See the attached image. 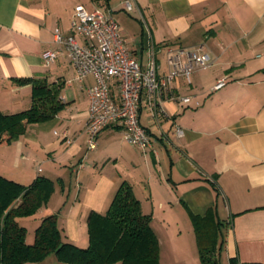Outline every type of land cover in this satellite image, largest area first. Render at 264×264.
Returning <instances> with one entry per match:
<instances>
[{
	"label": "crops",
	"instance_id": "1",
	"mask_svg": "<svg viewBox=\"0 0 264 264\" xmlns=\"http://www.w3.org/2000/svg\"><path fill=\"white\" fill-rule=\"evenodd\" d=\"M77 4L110 11L131 55L144 67L154 60L159 73L168 69V47L201 43L210 56L211 64L192 71L189 82L174 81L179 95L193 96L191 107L165 102L169 118L158 127L140 110L152 140L146 149L128 143L118 124L102 129L96 147L87 148V88L94 79H76L53 42L55 28L70 32ZM56 49L45 64L42 53ZM221 77L225 84L212 91ZM34 79L59 88L63 106L0 144L1 175L24 185L37 176L53 182L46 202L28 217L39 224L55 214L62 239L85 247L90 212L104 213L125 182L151 216L159 264H203L192 217L207 210L221 223L215 252L221 264L231 257L236 264H264V0H133L130 12L122 0H0V111L27 109ZM33 238L26 234L27 242ZM32 264L71 263L51 253Z\"/></svg>",
	"mask_w": 264,
	"mask_h": 264
},
{
	"label": "trees",
	"instance_id": "2",
	"mask_svg": "<svg viewBox=\"0 0 264 264\" xmlns=\"http://www.w3.org/2000/svg\"><path fill=\"white\" fill-rule=\"evenodd\" d=\"M31 88L32 102L27 109L12 113L0 111V144L16 139L28 123L53 117L63 106L59 88L45 80H32ZM52 189L53 182L44 176H37L24 185L0 174V264H32L51 253L60 263L159 264V243L151 226V216L141 211L131 186L125 182L116 190L104 213L90 212L87 246L64 241L55 214L44 216L34 229L33 241L27 242V228L20 224L19 218L33 215ZM192 221L202 263L221 264L215 253L218 241L221 242V223L210 210L204 216H193ZM229 262L236 264L235 257Z\"/></svg>",
	"mask_w": 264,
	"mask_h": 264
},
{
	"label": "built area",
	"instance_id": "3",
	"mask_svg": "<svg viewBox=\"0 0 264 264\" xmlns=\"http://www.w3.org/2000/svg\"><path fill=\"white\" fill-rule=\"evenodd\" d=\"M122 5L130 12L133 0H122ZM53 42L66 53L76 79L83 80L87 75L94 79L87 88L88 114L84 130L88 149L95 148L99 132L113 124L122 127L123 138L128 143L146 149L152 140L140 122V110L144 109L150 122L158 127L163 119L169 118L165 102L174 101L191 107L189 102L193 96L179 95L174 81L184 77L189 82L192 71L211 64L209 54L200 43L192 47H168L165 73L158 72L154 60L144 67L127 49L120 36V26L111 12L102 7L89 10L82 4L74 6L70 32L64 34L55 28ZM59 49L44 51V63L53 61ZM110 81L116 84L115 95L111 92ZM224 84L225 78H218L211 90ZM195 104L200 103L195 100ZM175 131L178 135L182 132L177 124Z\"/></svg>",
	"mask_w": 264,
	"mask_h": 264
},
{
	"label": "rangeland",
	"instance_id": "4",
	"mask_svg": "<svg viewBox=\"0 0 264 264\" xmlns=\"http://www.w3.org/2000/svg\"><path fill=\"white\" fill-rule=\"evenodd\" d=\"M75 84H76V81H75ZM1 149H3V146L1 147ZM19 222L20 224L26 226L28 238L32 237V235H34L35 226L38 224V218L33 219L30 217H25V218L22 217V218H19ZM168 264H170V262Z\"/></svg>",
	"mask_w": 264,
	"mask_h": 264
}]
</instances>
